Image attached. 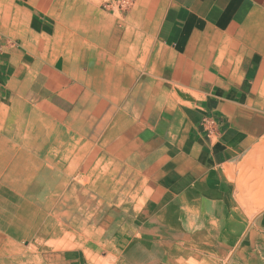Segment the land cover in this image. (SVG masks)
I'll return each instance as SVG.
<instances>
[{"label": "crops", "instance_id": "obj_1", "mask_svg": "<svg viewBox=\"0 0 264 264\" xmlns=\"http://www.w3.org/2000/svg\"><path fill=\"white\" fill-rule=\"evenodd\" d=\"M71 2L0 0V106L9 74L27 59L43 58L47 45L38 44L55 41L63 22L68 29L61 53L73 58L79 84L69 79L51 106L61 114L56 98L73 105L63 116L76 123L74 132L101 142L79 169L86 175L80 184L95 192L90 202L133 199L147 184L166 194H150L153 204L143 214L149 223L142 230L157 216L152 209L160 200L174 204L167 217L174 219L169 227L176 241L182 239L183 204L197 215L207 208L210 241L215 236L223 248H233L242 264H264V209L252 214L247 193L242 189L237 200L234 183L241 173L264 172L244 162L264 136L258 96L264 85V0H131L109 27L87 0ZM56 7L62 9L57 17ZM111 159L132 171V181L118 185L108 168H98ZM240 160L242 172L232 181L228 171ZM80 194L89 192L84 187ZM122 211L129 218L136 214L129 203ZM82 218L80 209L70 227L83 228ZM92 224L98 225L97 217Z\"/></svg>", "mask_w": 264, "mask_h": 264}, {"label": "rangeland", "instance_id": "obj_2", "mask_svg": "<svg viewBox=\"0 0 264 264\" xmlns=\"http://www.w3.org/2000/svg\"><path fill=\"white\" fill-rule=\"evenodd\" d=\"M57 1L72 7L71 0ZM87 3L98 11L100 21L108 27L113 18L122 19L131 6V0H87ZM60 10L56 7V17ZM87 20L91 27L93 24ZM55 29V41L38 44L47 45L43 58L27 59L15 67L7 78L6 93L2 96L0 264H242V256L236 255L233 248H223L215 236L213 241L211 236L210 241L209 227L205 225L207 208H204L206 214L197 215L195 208L183 204L186 215L182 219V239L176 241L178 237L169 227L174 228V219L167 217L174 210L173 202L160 200L157 208L152 209L157 216L142 230L149 223L143 220V214H147L151 203L150 194L157 192V197L161 198L166 194L161 190L146 184L134 192L133 199L124 195L108 206L106 202L102 205L90 202L95 192L80 184L82 180L86 183V175H79V169L89 153L101 147V142L95 138L81 140L74 132L72 128L76 123L63 116L72 111L73 105L62 106L56 98L61 114L51 106L53 96L63 94V89L69 87V79L71 85L79 84L72 70L73 58L66 59L61 53L68 27L59 22ZM30 52L38 55L37 48H30ZM68 67L70 76L64 73ZM259 85L262 84L256 80L255 86ZM262 87L258 96L264 116V85ZM244 162L254 170L264 168V136L262 144L252 150ZM238 164L235 170L228 171L232 181L242 172V160ZM102 167L114 174L118 185L132 181V171L112 159L98 166ZM234 183L238 189L237 200L241 201L243 189L247 193L248 210L254 215L260 213L264 209V172L241 173ZM84 187L89 194H80ZM97 196L101 200V196ZM128 203L132 213H136L135 218H129L122 211ZM80 209L84 227H70L71 220L79 217ZM162 211L165 216L159 218ZM94 217L98 225L92 228ZM132 229L135 231L130 232ZM193 232H199V236L192 238ZM88 238L94 243L87 245L85 239Z\"/></svg>", "mask_w": 264, "mask_h": 264}, {"label": "bare ground", "instance_id": "obj_3", "mask_svg": "<svg viewBox=\"0 0 264 264\" xmlns=\"http://www.w3.org/2000/svg\"><path fill=\"white\" fill-rule=\"evenodd\" d=\"M127 1V0H126Z\"/></svg>", "mask_w": 264, "mask_h": 264}]
</instances>
